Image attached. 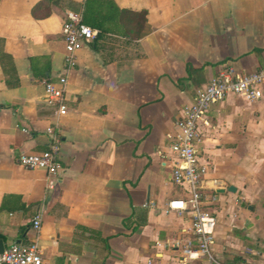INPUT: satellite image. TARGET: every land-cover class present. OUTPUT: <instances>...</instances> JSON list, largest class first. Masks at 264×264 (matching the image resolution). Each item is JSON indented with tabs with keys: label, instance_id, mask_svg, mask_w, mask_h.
I'll return each mask as SVG.
<instances>
[{
	"label": "crops",
	"instance_id": "1",
	"mask_svg": "<svg viewBox=\"0 0 264 264\" xmlns=\"http://www.w3.org/2000/svg\"><path fill=\"white\" fill-rule=\"evenodd\" d=\"M111 1L143 11L149 32L98 34L64 70L61 22L66 12L81 17L85 0H0V242L36 243L42 264H175L160 248L180 226L166 204L183 188L160 158L174 123L218 71L264 69V0ZM59 75L61 170L47 187L43 170L16 157L47 150L53 106L40 82ZM205 120L196 153L224 184L213 254L264 264V89L253 102L227 95Z\"/></svg>",
	"mask_w": 264,
	"mask_h": 264
},
{
	"label": "built area",
	"instance_id": "2",
	"mask_svg": "<svg viewBox=\"0 0 264 264\" xmlns=\"http://www.w3.org/2000/svg\"><path fill=\"white\" fill-rule=\"evenodd\" d=\"M63 43V68L75 65V54L91 42L96 31L81 22L79 14L66 12L61 22ZM44 101L53 106V124L44 132L48 138L46 151L39 154H19L16 164L24 169H41L45 173L46 186L50 187L61 170L58 162L59 139L57 121L66 114L64 92L66 80L59 75L55 82L43 80ZM264 89V69L237 74L232 67L218 71L208 83L195 92L193 100L184 105L174 123V133L169 138L167 152L160 154L162 160H172L170 171L172 184L183 188L181 198L169 200L166 212L180 220L175 237L160 244L162 251L172 253L175 264H249L238 259L223 261L212 251L216 218L214 206L218 202V190L224 184L207 177V163L199 162L196 145L200 138V126H206L205 115L210 105L222 101L227 95L241 97L246 101H257ZM26 133V130H22ZM40 212L33 215L30 227L40 229ZM155 256L159 254L155 253ZM0 264H42L36 243L29 246L10 244L0 253Z\"/></svg>",
	"mask_w": 264,
	"mask_h": 264
},
{
	"label": "trees",
	"instance_id": "3",
	"mask_svg": "<svg viewBox=\"0 0 264 264\" xmlns=\"http://www.w3.org/2000/svg\"><path fill=\"white\" fill-rule=\"evenodd\" d=\"M47 0H45L46 2ZM98 0H85L81 12V22L89 28L96 30V36L103 33H116L127 40H137L149 32L144 21V12L133 13L119 10L111 0H101L93 9V4ZM105 7L101 11L102 7ZM95 36V37H96Z\"/></svg>",
	"mask_w": 264,
	"mask_h": 264
},
{
	"label": "water",
	"instance_id": "4",
	"mask_svg": "<svg viewBox=\"0 0 264 264\" xmlns=\"http://www.w3.org/2000/svg\"><path fill=\"white\" fill-rule=\"evenodd\" d=\"M223 190H220L218 193H222ZM227 191L228 192H234V189L231 188V187H228L227 188ZM3 251V246H2V243L0 242V253Z\"/></svg>",
	"mask_w": 264,
	"mask_h": 264
},
{
	"label": "rangeland",
	"instance_id": "5",
	"mask_svg": "<svg viewBox=\"0 0 264 264\" xmlns=\"http://www.w3.org/2000/svg\"><path fill=\"white\" fill-rule=\"evenodd\" d=\"M240 220H242V219H240Z\"/></svg>",
	"mask_w": 264,
	"mask_h": 264
}]
</instances>
